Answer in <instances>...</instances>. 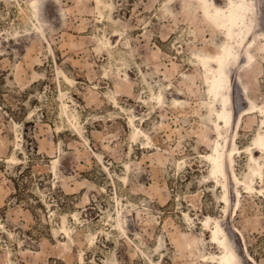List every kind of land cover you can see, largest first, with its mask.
I'll list each match as a JSON object with an SVG mask.
<instances>
[{
    "label": "rangeland",
    "instance_id": "1",
    "mask_svg": "<svg viewBox=\"0 0 264 264\" xmlns=\"http://www.w3.org/2000/svg\"><path fill=\"white\" fill-rule=\"evenodd\" d=\"M197 1L0 0V264H220L217 222L239 264H264V184L233 176L264 113L218 128L200 56L227 38ZM252 40L229 69L236 119L264 105ZM220 142L241 149L223 178Z\"/></svg>",
    "mask_w": 264,
    "mask_h": 264
},
{
    "label": "bare ground",
    "instance_id": "2",
    "mask_svg": "<svg viewBox=\"0 0 264 264\" xmlns=\"http://www.w3.org/2000/svg\"><path fill=\"white\" fill-rule=\"evenodd\" d=\"M198 1L201 5L202 12L208 17V21H210L216 29L221 30L227 38V41L225 40L226 42L219 47V50L215 54H203L200 56L202 61L201 64L208 72V92L212 94L219 103V108L217 110L219 124L217 126L218 128H222L221 126L230 127L234 125V121L237 120L236 127L239 128L244 116L253 112L254 108L264 113V105L257 104L252 97L249 99V108L241 112L236 119L235 115L237 112H234L233 107L237 106V102L234 100V86L232 77L229 73V69L240 61L241 50L246 49L247 46L253 47L255 45L253 44V40L251 41L253 32L259 34L264 40V22H262V20L259 21L258 0H227V4L224 6L218 4L216 0ZM36 2L37 1L34 3L36 4ZM36 27L39 28L38 25ZM39 29L40 31L42 30L41 28ZM253 59V53L247 51L245 65L249 66ZM245 92L248 93L249 91L245 89ZM261 126L263 128L253 137V143L248 147V151H251L252 160L254 161H252L249 167V180L243 181L237 174H233L235 181L241 182V185L245 184L249 191L255 189L254 182L252 181L253 176L257 177L259 179L258 181L264 184V164L256 156L257 152L264 154V116ZM237 146V143H233L232 148L229 150L226 144L221 143L220 145L217 143L214 145L213 151L207 155L209 161L213 165L211 169L213 177H226L228 163L232 165V159L228 162L227 154H229L230 157L235 155L241 150ZM221 186L225 189L224 200L227 201L229 200V195L225 180H221ZM119 224H121V222ZM211 231L213 241L224 249L223 253L220 255V264H239L238 255L234 249L230 247L228 241L224 237L225 233H223V227L217 222L216 227H213ZM250 258L253 259L251 256Z\"/></svg>",
    "mask_w": 264,
    "mask_h": 264
}]
</instances>
